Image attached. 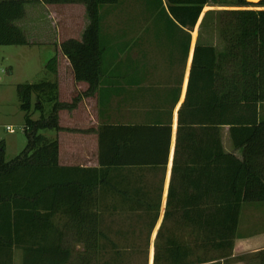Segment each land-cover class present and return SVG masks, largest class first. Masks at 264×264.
I'll return each instance as SVG.
<instances>
[{"label":"trees","instance_id":"obj_1","mask_svg":"<svg viewBox=\"0 0 264 264\" xmlns=\"http://www.w3.org/2000/svg\"><path fill=\"white\" fill-rule=\"evenodd\" d=\"M33 1L39 0H0V45L28 44L15 21L25 16V4ZM75 1L85 5L88 24L80 40L68 38L60 48L74 78L86 81L90 92L99 84L105 66L101 10L120 0ZM146 1L150 20L163 22L166 35L185 37L186 54L190 31L208 0ZM238 3L250 5L245 0ZM259 4L264 6V0ZM221 16L223 49L217 52L211 45L194 46L186 95L178 110L176 142L177 151L189 152L182 163L188 180L179 194L186 200H178V191L170 187L155 238L153 264H203L210 258V249L226 252L236 236L242 203L264 202V116L260 115L264 103V8L226 9ZM45 68L52 78L16 85L26 144L11 159L0 155V264H13L15 249L21 250V264H68L77 244L83 246L79 264H89L93 255L94 264H99L107 246L119 252L102 229L99 205L93 201L106 169L100 174L94 168L59 165L57 135L41 131H59V110L73 107L76 99L71 103L58 100L55 56ZM46 104L50 106L47 113ZM31 111L39 112V117L32 118ZM222 125H228L242 158L224 152ZM121 129L101 127V166L122 164L106 154L108 131ZM143 207L152 215L146 235L149 241L160 205ZM167 220L172 222L170 226L165 225ZM185 227L189 228L187 236ZM250 258L264 264V248Z\"/></svg>","mask_w":264,"mask_h":264},{"label":"crops","instance_id":"obj_2","mask_svg":"<svg viewBox=\"0 0 264 264\" xmlns=\"http://www.w3.org/2000/svg\"><path fill=\"white\" fill-rule=\"evenodd\" d=\"M141 1L146 0H137ZM37 3L48 17L57 5H61L58 2ZM30 4H26L25 11L28 12ZM18 21L15 23L20 27ZM122 28L119 35L118 31L108 33L101 23L105 66L99 84L90 92L86 81L74 78L67 57L54 48L58 100L71 103L76 99L73 107L59 110L61 129L54 135L58 138L59 165L94 168L100 174L105 167L106 175H101L103 182L98 185V193L93 199L99 205L97 211L101 220L106 213L112 216L127 214L129 218L134 215L147 220L149 226L152 215L143 205H160L157 223L162 210L163 221L170 187L178 191L177 196H181L178 200H186L179 194L188 180L183 174L186 167L182 163L188 159L189 152L177 151L176 142L178 110L186 95L194 46L196 43L211 45L220 52L224 43L221 37L220 45L202 41L199 37L193 44L191 30L185 54V37L182 34L166 35L161 21L129 20ZM81 35L74 38L80 40ZM260 115L264 116V103L261 104ZM102 126L122 127L121 131H108L106 135L107 156L122 164L100 165L99 135ZM220 139L225 153L242 158V149L234 147L228 125L220 127ZM244 204L261 205L264 202H244L240 212ZM183 229L187 236L189 228ZM241 232L237 226L232 248L226 252L210 249V258L203 264H253L246 263L245 256L264 248V228L260 233Z\"/></svg>","mask_w":264,"mask_h":264},{"label":"rangeland","instance_id":"obj_3","mask_svg":"<svg viewBox=\"0 0 264 264\" xmlns=\"http://www.w3.org/2000/svg\"><path fill=\"white\" fill-rule=\"evenodd\" d=\"M33 2L36 3L33 4ZM33 2H29L32 4L28 7V12L25 11L23 19L18 21L27 37L28 44L0 45V155L4 159H11L18 155L26 144L24 112L19 106L17 83L52 78L45 66L53 56L56 57L55 49L62 53L60 44L68 38L80 36L88 24L85 5L82 2L75 0L58 2L61 5H57L54 12L51 11L50 17L37 3L46 2L42 0ZM146 2L120 0L115 6H106L103 12L101 10L103 30L108 33L118 31L119 35L126 21L152 19L151 13L146 8ZM237 8L262 9L264 6L259 3L240 6L238 0H208L203 7L199 23L192 29V43L195 44L200 37L202 41L220 45L219 30L221 19H223L222 12ZM35 17L37 20H34ZM101 42L104 44L102 36ZM34 101L35 96L32 95L31 102L34 103ZM45 107V113H47L50 106L46 104ZM39 115V112L31 111L32 118H38ZM41 132L47 136L55 134V131L50 129ZM108 214L111 213L104 215L101 227L116 242L119 252L116 253L107 246L99 264H149L150 259L153 264L155 235L162 221L163 210L149 241L146 237L149 227L147 220H141L134 215L129 218L127 214H120V216ZM171 223L167 220L165 225L170 226ZM261 228H264V204H244L240 212L238 231L242 229L241 233L250 234L253 231L259 232ZM74 249L73 258L68 264H79L78 253L83 251V246L77 244ZM251 255L245 256L247 257L245 262L254 264L256 262L251 260ZM13 264H21V250L15 249ZM89 264H94V255Z\"/></svg>","mask_w":264,"mask_h":264},{"label":"water","instance_id":"obj_4","mask_svg":"<svg viewBox=\"0 0 264 264\" xmlns=\"http://www.w3.org/2000/svg\"><path fill=\"white\" fill-rule=\"evenodd\" d=\"M246 2L250 4L259 3L261 0H245Z\"/></svg>","mask_w":264,"mask_h":264},{"label":"built area","instance_id":"obj_5","mask_svg":"<svg viewBox=\"0 0 264 264\" xmlns=\"http://www.w3.org/2000/svg\"><path fill=\"white\" fill-rule=\"evenodd\" d=\"M7 128H9V126Z\"/></svg>","mask_w":264,"mask_h":264}]
</instances>
